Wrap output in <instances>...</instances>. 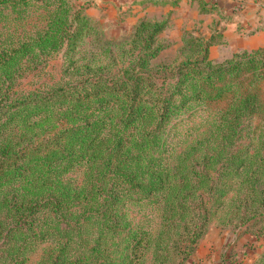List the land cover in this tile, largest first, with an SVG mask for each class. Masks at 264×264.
Here are the masks:
<instances>
[{"label": "rangeland", "instance_id": "rangeland-1", "mask_svg": "<svg viewBox=\"0 0 264 264\" xmlns=\"http://www.w3.org/2000/svg\"><path fill=\"white\" fill-rule=\"evenodd\" d=\"M94 1L0 4V152L56 154L50 169L0 165V264L261 261L264 0L228 12L212 0H120L114 12ZM142 22L162 24L152 66L135 41ZM195 38L213 62L244 50L256 61L215 85L181 82ZM132 71L146 112L127 124ZM30 198L39 210L23 225L12 202Z\"/></svg>", "mask_w": 264, "mask_h": 264}, {"label": "trees", "instance_id": "trees-1", "mask_svg": "<svg viewBox=\"0 0 264 264\" xmlns=\"http://www.w3.org/2000/svg\"><path fill=\"white\" fill-rule=\"evenodd\" d=\"M22 1L24 2L26 0H0V4L8 3V2L19 4ZM213 5L222 9L218 1H214ZM161 28H162V24L160 23L148 24L146 22H142L139 26H137L135 30V34H134L136 36L135 41L140 39L139 38L140 35H143V39H144L143 44L145 48V52H143V55H146V57H148L147 60L148 62L146 61V59L145 62L149 63V65H151L150 62L151 58L155 57L163 47V45H161L160 43H156V39H155L157 31H159ZM75 35L76 34L74 32L71 33V36L74 37ZM200 39L201 38L187 39L186 41L187 42L186 45H190V47H194L193 53H195V57L192 58L191 55L188 56V58L183 62V64L179 66V73L183 74L182 78H180L179 80L181 82L187 81L189 79L190 80L196 79L204 84L215 85L216 81H220L226 78V75H228L227 72L229 73V76H231L230 74L232 73L235 74L240 68L248 64H253L256 61L255 54L258 53V51L256 53H252V51L244 50L241 52L234 53L232 57L225 59L223 63L213 62L212 58L209 56V50L211 44L208 42L203 44L202 43L203 41ZM5 51H7L5 48H0V63L6 61L5 53H4ZM188 64L190 65L189 68L188 69L184 68ZM134 66L139 67V64L134 63ZM140 74H141L140 71L131 72V76L133 80L136 76V84L133 86L132 91H130L129 93L132 99L129 100L128 107L126 110V117H124V121L127 124H132L133 122H135L137 119L140 118L139 117L140 115L142 116L146 112V109L142 112V108L139 105V103L141 102L139 101V99H136L140 95L141 89H139V85L141 82H144L145 80V78L142 77V74L141 75ZM205 82H211V83H205ZM173 93H171V96L173 95ZM200 94L201 93L199 92L196 93L195 97H198ZM189 97H191V95ZM28 98L29 97L19 98L17 99V102L26 103L29 100ZM172 99L173 97H171L170 100L161 99L162 102L165 101L163 103L165 109H168L167 108L168 103H170ZM162 113L163 114L161 115L159 120H161V118L165 116V112ZM54 155L56 154L53 153L51 155H47V154L34 155L30 157L31 158L30 161H19L23 157V155L18 153V151H11L9 149V146L6 145L0 152V165L5 164V169L7 170L6 172L11 173L12 175H18V174H22L23 171L25 172L26 170H28L31 164H35V163L44 166L46 169L55 168V167H51V162H49L50 160L52 161L53 158H55ZM32 160L35 162H32ZM10 164H12L11 168H9ZM130 178L132 180L134 177L131 176ZM12 205L15 207V209L18 212L19 223L23 225L25 224V220L29 215L39 210L38 203L33 198L27 199L26 201H21L20 203L17 200H14L12 202ZM25 212H27V215H25ZM203 216L205 219L208 218L207 212ZM259 216L263 217L264 220V208L262 211L259 212L254 211V217H259ZM261 232H262L261 230H258L257 234L264 235V231L262 233ZM197 235H199V233ZM193 239L195 240V237H193ZM128 246L132 251L137 252L138 255L141 254L142 251L138 250L133 242H131ZM86 258H89V256H86ZM59 260H60V264H65V262L62 261V259L59 258ZM258 262H261L260 264H264V254L262 256L261 261ZM258 262L256 261L255 263L257 264Z\"/></svg>", "mask_w": 264, "mask_h": 264}, {"label": "crops", "instance_id": "crops-1", "mask_svg": "<svg viewBox=\"0 0 264 264\" xmlns=\"http://www.w3.org/2000/svg\"><path fill=\"white\" fill-rule=\"evenodd\" d=\"M119 1L120 0H95L94 2L100 3L101 6H109L108 8L111 9L112 12H114V10H118V8H119ZM137 1L141 2L143 0H137ZM212 1H218L220 6L222 7V9L227 11V12L234 9V7L236 5L234 3V1H236V0H212ZM248 6H249V8L255 7L252 4H250ZM102 8H104V7H102ZM108 8H106L105 10H107ZM243 8H244L243 11L245 12V14L249 15L250 13H253V11L251 9H248L247 7L246 8L243 7ZM108 17H112V14H110Z\"/></svg>", "mask_w": 264, "mask_h": 264}]
</instances>
